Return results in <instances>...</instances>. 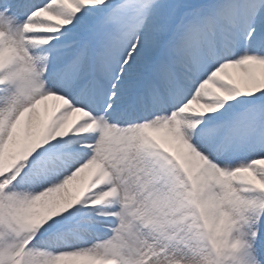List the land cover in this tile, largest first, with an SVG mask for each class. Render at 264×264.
I'll return each instance as SVG.
<instances>
[{"label":"snow or ice","instance_id":"obj_1","mask_svg":"<svg viewBox=\"0 0 264 264\" xmlns=\"http://www.w3.org/2000/svg\"><path fill=\"white\" fill-rule=\"evenodd\" d=\"M0 264H264V0H0Z\"/></svg>","mask_w":264,"mask_h":264}]
</instances>
